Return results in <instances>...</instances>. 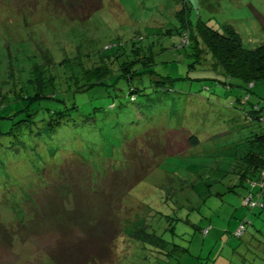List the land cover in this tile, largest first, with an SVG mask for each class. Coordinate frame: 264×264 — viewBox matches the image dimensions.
<instances>
[{
  "label": "rangeland",
  "instance_id": "374dc122",
  "mask_svg": "<svg viewBox=\"0 0 264 264\" xmlns=\"http://www.w3.org/2000/svg\"><path fill=\"white\" fill-rule=\"evenodd\" d=\"M103 3L78 22L49 0H0V264L85 262L84 242L92 247L107 237L112 209L124 206L115 194L91 196L98 177L109 160L122 166L125 141L153 128L190 130L201 143L166 157L125 197L130 215L112 239L108 264L178 263L185 252L172 251L174 244L207 264L221 257V264H264V210L244 204L250 184L239 175L248 140L264 132V123L245 114L254 108L264 114V79L250 87L228 77L201 35L182 46L177 11L183 0ZM251 3L261 7L264 0H188V16L196 33L200 22L222 32L233 24L254 49L264 30ZM140 56L152 59L142 72L158 75L137 74ZM76 105L89 113L83 121L68 114ZM72 156L93 169L96 180L83 178L76 190L92 200L72 195L59 209L49 204L41 216L28 214L33 191L49 181L46 173L57 176ZM246 214L254 222L238 238Z\"/></svg>",
  "mask_w": 264,
  "mask_h": 264
},
{
  "label": "trees",
  "instance_id": "16d2710c",
  "mask_svg": "<svg viewBox=\"0 0 264 264\" xmlns=\"http://www.w3.org/2000/svg\"><path fill=\"white\" fill-rule=\"evenodd\" d=\"M61 2V3H59ZM49 4L57 11L68 17L72 21H86L91 18L92 14L98 12L103 7V0H49ZM251 10L257 16L259 26L264 30V5L261 7L254 3L249 4ZM183 9L177 11L178 20L182 21L183 28L178 30V33L182 36V46L191 45L192 39L202 36L203 44L209 45L212 50V57L218 62L219 65L226 70L228 77H238L243 80H247L249 86H254L256 80L264 79V42L257 45L254 49H250L245 44L243 35L233 24L226 25L224 32L218 31L212 28L207 23L200 22L197 26L199 32H195L196 26L189 19L188 13L192 12V7L189 6L188 0H183ZM200 41H198L199 43ZM143 60V66L139 67L140 74H156L155 70L143 71L141 69H147L151 67L152 59L140 56L137 58ZM135 64V63H133ZM130 67V66H129ZM126 69L128 72L130 68ZM137 68V67H136ZM134 72V69H133ZM132 74V73H131ZM123 75H120L121 77ZM118 77V78H119ZM130 77V76H128ZM108 77H105V79ZM127 78V77H126ZM166 78V77H165ZM163 78V79H165ZM105 79H101L100 84L105 83ZM162 79V80H163ZM161 82L160 79H157ZM162 82H165L163 80ZM168 91L172 89L165 88ZM131 93H135V89H131ZM249 96V94L247 95ZM135 99V96L133 97ZM79 105L73 106L69 109L68 114H78L79 121H83V116L89 115V113H82L79 109ZM67 108V107H66ZM74 108L78 112H74ZM260 112V113H259ZM247 118L256 124L264 123V114L261 113L260 108H254V111L246 113ZM67 113H65V116ZM64 116V117H65ZM123 148L124 162L122 166L117 169L112 161L106 163L107 171L105 175L98 177L97 191H93L91 196L96 192H103L106 195H116L117 204L124 205L122 208L112 209V213H115L111 220H107L109 224L107 237H102L100 242L97 241L91 247V241H85L84 245L89 248L86 261L79 264H108L112 263L113 255L115 252V242L112 240L114 237L121 236L122 230V217H128L130 214L129 206H127L125 197L133 190V187L142 182L147 175L160 165L166 157H176L186 153L190 148L200 145V139L186 129H169V128H153L143 134L141 137H136L130 141H125ZM249 146L245 153L242 154L240 160H245V169L239 173L242 181H246L250 184L249 195L244 197V204L249 209H259L261 212L264 210V132L254 134L248 140ZM132 170V171H131ZM46 173V172H45ZM130 173H132L130 175ZM48 183L45 187H41L38 190L33 191V199L28 202L27 212L30 215L41 216V211L47 205L52 204L59 209L63 202H66L72 195L82 200H92L88 193L84 194L82 190L76 191L80 188V180L87 178L88 180H96L93 175V169L86 162H83L76 156L67 158L59 167L57 176L51 175V172L46 173ZM94 178V179H93ZM95 183V184H97ZM243 184V183H242ZM244 185V184H243ZM100 189V190H99ZM83 192V195L81 194ZM79 192V193H78ZM95 192V193H94ZM254 202V205H248L245 203L246 199ZM125 210V212H124ZM35 216H32L33 220ZM246 219L239 225L235 231V236L242 238L250 232L249 227L254 221L250 219V216L246 214ZM264 220V219H262ZM106 223V222H105ZM196 226V225H195ZM198 227V226H197ZM200 228V227H198ZM241 231V232H240ZM204 235H209L211 232L208 228H204ZM260 232V231H259ZM115 233V234H114ZM114 234V236L112 235ZM253 238V239H252ZM257 241V236L252 235L250 237L251 243ZM160 243L166 248L168 243L164 239H158ZM157 241V242H158ZM91 243V244H90ZM82 245V244H81ZM176 248L172 251H178V253L185 252L184 258L178 259V263L172 262V264H207L203 262L201 257L186 255L188 248L183 245L174 244ZM188 251V252H187ZM183 254V253H182ZM181 254V255H182ZM222 263V257L212 264ZM223 262L225 260L223 259ZM228 264H233L230 260Z\"/></svg>",
  "mask_w": 264,
  "mask_h": 264
},
{
  "label": "built area",
  "instance_id": "2783aa9c",
  "mask_svg": "<svg viewBox=\"0 0 264 264\" xmlns=\"http://www.w3.org/2000/svg\"><path fill=\"white\" fill-rule=\"evenodd\" d=\"M252 85H253V84H251V86H252ZM245 203L248 204V205H251V206L254 205V202H253V201H250L249 198L245 200ZM240 232H241V231H240Z\"/></svg>",
  "mask_w": 264,
  "mask_h": 264
},
{
  "label": "crops",
  "instance_id": "0c3cea01",
  "mask_svg": "<svg viewBox=\"0 0 264 264\" xmlns=\"http://www.w3.org/2000/svg\"><path fill=\"white\" fill-rule=\"evenodd\" d=\"M219 260V259H218ZM223 264H227V262H223Z\"/></svg>",
  "mask_w": 264,
  "mask_h": 264
}]
</instances>
